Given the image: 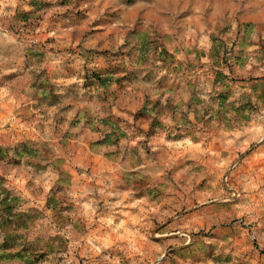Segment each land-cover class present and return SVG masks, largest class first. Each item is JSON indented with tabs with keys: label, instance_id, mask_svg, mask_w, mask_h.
Wrapping results in <instances>:
<instances>
[{
	"label": "rangeland",
	"instance_id": "rangeland-1",
	"mask_svg": "<svg viewBox=\"0 0 264 264\" xmlns=\"http://www.w3.org/2000/svg\"><path fill=\"white\" fill-rule=\"evenodd\" d=\"M0 264H264V0H0Z\"/></svg>",
	"mask_w": 264,
	"mask_h": 264
}]
</instances>
